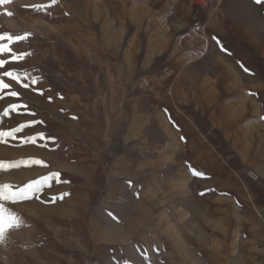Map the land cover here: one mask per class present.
Here are the masks:
<instances>
[{
  "label": "rangeland",
  "instance_id": "374dc122",
  "mask_svg": "<svg viewBox=\"0 0 264 264\" xmlns=\"http://www.w3.org/2000/svg\"><path fill=\"white\" fill-rule=\"evenodd\" d=\"M50 3L0 6V185L42 189L0 264H264V0Z\"/></svg>",
  "mask_w": 264,
  "mask_h": 264
},
{
  "label": "snow or ice",
  "instance_id": "6c2138e0",
  "mask_svg": "<svg viewBox=\"0 0 264 264\" xmlns=\"http://www.w3.org/2000/svg\"><path fill=\"white\" fill-rule=\"evenodd\" d=\"M11 2L12 0H0V6L10 4ZM56 2L57 0H51V3L48 5H35L34 8L37 11L45 10L46 8L54 5ZM256 2L259 3L261 2V0H256ZM0 15L11 17L13 16V12L5 9L3 12H0ZM30 35L31 33L15 34L11 32H0V69L4 68L5 65L9 64L12 61L23 60L25 56L30 55V53H26L20 51L19 49H14L11 47L12 44L18 41H26ZM5 41L7 42L5 43ZM27 76L28 73L19 72L15 69L0 72V93H3L5 89L10 88V84L5 81V78H10L11 80L16 81L17 83H22L23 79L27 78ZM32 82L37 83L38 79H34ZM23 87H28V85L23 84ZM9 94L13 97L19 95V93L16 91H10ZM0 98H3L2 95H0ZM11 107L13 109H16L17 106L12 105ZM32 114L34 115V113ZM4 115H8L7 110L5 111ZM24 127L25 125H21L20 127L11 129L9 131H0V140H2V138L4 137L14 136L15 133L22 131ZM40 135L43 137L44 134L41 133ZM28 139L34 140L35 138L29 137ZM37 162L39 163V161ZM18 166V163H8L0 161V171L8 170L12 167ZM53 175L58 176V173H55ZM33 183H29L24 187H17L11 184L0 185V243L5 240L6 233L8 232V230L12 228H19L22 226L23 223L22 218L11 209L6 208L3 201H10L11 203L15 204L27 199H31L33 194L42 190L39 186L33 187Z\"/></svg>",
  "mask_w": 264,
  "mask_h": 264
},
{
  "label": "bare ground",
  "instance_id": "6f19581e",
  "mask_svg": "<svg viewBox=\"0 0 264 264\" xmlns=\"http://www.w3.org/2000/svg\"><path fill=\"white\" fill-rule=\"evenodd\" d=\"M125 4H126V3H125ZM122 5H123V3H122ZM119 8H121V7H119ZM121 11H122V10H121ZM122 12H123V11H122ZM123 13H124V12H123ZM123 15H124V14H123ZM109 20H111V19H109ZM68 34H69V32H68ZM75 39H76V38H75ZM77 40H78V39H77ZM162 40H163V39H162ZM78 41H79V40H78ZM148 52H149V51H148ZM163 53H164V52H163ZM160 54H161V53H160ZM106 65H107V64H106ZM106 65H105V66H106ZM100 66H101V64H100ZM186 68H188V67H186ZM169 69H170V68H169ZM170 70H171V69H170ZM180 71H181V70H180ZM183 71H184V69H183ZM166 72L168 73V71H166ZM166 72H165V73H166ZM186 72H187V70H186ZM165 73H164V74H165ZM180 73H181V72H180ZM174 74H175V73H174ZM178 74H179V73H178ZM186 74H187V73H186ZM220 75H221V74H220ZM157 76H158V75H157ZM188 76H189V75H188ZM175 79H176V78H175ZM158 82H159V81H158ZM196 85H197V84H196ZM164 86H165V85H164ZM197 86H198V85H197ZM195 93H196V92H195ZM171 96H172V95H171ZM194 97H195V96H194ZM173 100H174V99H173ZM138 106H139V105H138ZM141 106L143 107V104H141ZM159 106H160V105H159ZM148 107H149V106H148ZM161 107H163V106L161 105ZM164 107H166V106H164ZM164 107H163V109H165ZM138 108H139V107H138ZM150 108H153V107H150ZM167 108H168V107H167ZM155 110H156V109H155ZM191 110H192V109H191ZM121 111H122V110H121ZM138 111H139V109H138ZM189 111H190V110H189ZM141 118H142L141 115H139V114H137V113L131 118V124H130V129H129L130 132H132V131L134 130L133 128H136V127H133V125H134V126H138V127L140 126V123H141V120H140V119H141ZM187 125H188V123H187ZM142 126H143V125H142ZM139 128H140V127H139ZM165 133H166V132H165ZM128 140H130V137H129V136H127V141H128ZM142 153H143V152H142ZM137 168H139V166H138ZM145 170L147 171V169H145ZM154 171H155V170H154ZM133 173H134V172H133ZM141 174H143V173H141ZM144 174H145V173H144ZM130 175H131V174H130ZM137 175H138V174H137ZM137 175H135V176H137ZM147 175H148V174H147ZM147 175H146V176H147ZM126 176H127V175H126ZM133 176H134V175H133ZM93 180H94V179H93ZM92 182H93V181H92ZM140 188H141V187H140ZM140 188H139V189H140ZM136 189H137V188H136ZM136 189H135V190H136ZM142 189H143V188H142ZM142 189H141V190H142ZM83 194H84V193H83ZM140 195H141V194H140ZM76 204H77V203H76ZM97 222H98V221H97ZM100 222H102V221H100ZM95 223H96V222H95ZM102 225H103V224H102ZM102 227H103V226H102ZM92 228H93V227H92ZM242 235H243V234H242ZM69 262H70V261H69ZM80 262H81V261H80Z\"/></svg>",
  "mask_w": 264,
  "mask_h": 264
},
{
  "label": "built area",
  "instance_id": "2783aa9c",
  "mask_svg": "<svg viewBox=\"0 0 264 264\" xmlns=\"http://www.w3.org/2000/svg\"><path fill=\"white\" fill-rule=\"evenodd\" d=\"M249 176L254 179V180H258L259 179V175L258 173H256L254 170H249Z\"/></svg>",
  "mask_w": 264,
  "mask_h": 264
}]
</instances>
